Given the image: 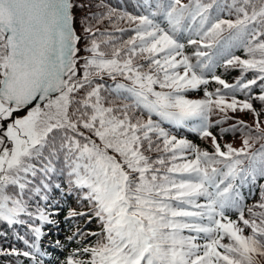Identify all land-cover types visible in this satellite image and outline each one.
Masks as SVG:
<instances>
[{"label":"snow or ice","instance_id":"6c2138e0","mask_svg":"<svg viewBox=\"0 0 264 264\" xmlns=\"http://www.w3.org/2000/svg\"><path fill=\"white\" fill-rule=\"evenodd\" d=\"M0 264H264V0H0Z\"/></svg>","mask_w":264,"mask_h":264},{"label":"trees","instance_id":"16d2710c","mask_svg":"<svg viewBox=\"0 0 264 264\" xmlns=\"http://www.w3.org/2000/svg\"><path fill=\"white\" fill-rule=\"evenodd\" d=\"M121 2H123V0H121ZM184 134L187 135L190 139H196V141L199 142V141H198V138H195V137L193 136V134H191V133H189V132H185ZM59 232H60L61 235H63V234H64V229H63V228L59 229ZM51 238H52V239L59 238V237L57 236V230H56V229H53V230H52V237H51ZM46 243H47V242H46ZM49 251L52 252V256H53V257H54L55 255L58 254V251H53V249H52L51 247H49ZM45 259H47V258H45Z\"/></svg>","mask_w":264,"mask_h":264}]
</instances>
